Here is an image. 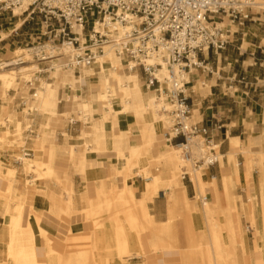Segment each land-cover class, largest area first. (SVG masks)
<instances>
[{"label":"bare ground","instance_id":"bare-ground-1","mask_svg":"<svg viewBox=\"0 0 264 264\" xmlns=\"http://www.w3.org/2000/svg\"><path fill=\"white\" fill-rule=\"evenodd\" d=\"M27 2L26 0L23 6L14 8V14L26 8ZM252 6L264 7V0H253ZM23 23L24 19L21 18L11 28L4 29L0 25V42L19 29ZM79 37L83 46L88 44V37L84 35ZM46 48L54 57L53 65L48 70H52L56 85L43 82L46 88L45 94L42 95L43 92H41L39 95L36 92L31 96H42L41 108L56 112L59 101L56 99L55 86H77L85 77L96 79L100 85L99 90L89 93L87 99H81L76 108L80 113L86 110L96 112L97 104H102L100 115L93 117L90 129L82 130L78 137L93 134L95 143L92 150L106 146L110 150V154L105 159L108 166L115 173L122 174L125 179L135 174L134 176L142 181V191L136 197L133 189L125 182L123 193L130 205L115 203L107 198L113 195V189H105L101 175L95 174V179L100 181L98 188L100 200L91 203L88 210H75L72 205L74 193L72 186L67 189L64 200L54 195L46 199V190L36 191L31 200L35 203V209L41 213L34 214V231L30 217L25 213V203L18 202L14 180L10 178L7 187L0 188V264H132L129 261L132 257L143 256L139 244L141 233L153 232L155 226H160L157 232L166 239L165 245L160 249L178 250L181 264H241L238 237L246 230L241 219L245 217L253 225L255 234L259 238L264 237V165L262 164L259 168V186L263 203L262 208L259 209L260 227H257L256 194L253 193L248 198L252 202V208L249 211L245 199L233 194L235 186L233 178L222 177V190H218L216 179L209 173L206 165L190 168L191 170L187 173L197 193L214 187L216 201L197 202L200 194L193 197L187 196L186 186L182 182V173H180L181 168L188 161L179 156L177 148L166 139L165 142L161 141L155 145V140L160 139V130L165 125H169L171 119L167 114L159 111L160 106L156 96L147 95L143 90L134 62L125 54L116 52L113 44L106 43L103 46V52L97 54L89 66L78 68V74L74 75L72 68H66L70 71H63L64 67L60 62V59L72 50L71 46L63 44L50 47L47 45ZM31 50V47L28 49L19 47L15 49L14 52L17 55H14L11 61L0 62L2 88L9 89L14 86L18 75L28 82L31 81V72L44 70L39 69L40 63L33 58ZM161 50L164 49L161 48ZM190 58L197 61L195 54L193 56L191 54ZM55 61H59L60 65ZM147 62L162 64L158 70L161 80L168 75V67L160 57L151 56ZM118 68L124 72H117ZM166 84H168L167 81ZM192 111L195 116L200 117L197 108ZM115 127L118 128L116 133ZM133 132L136 134L134 140L130 139ZM66 135L69 136L67 132ZM213 148L216 149L217 145L207 147L206 150ZM67 153L74 159V165L83 170L85 153H78L70 146L67 148ZM242 153L249 162L248 148L243 146ZM120 155L121 159H119ZM22 158L26 160L25 168L27 169L32 168L31 162H35L44 166V173L47 175L56 172L53 165L55 156L52 150L44 161L24 155L20 160ZM230 158L234 159V157ZM234 164L236 174L235 159ZM160 166L161 170L157 169V172L152 170L153 167ZM136 167L137 170H135ZM248 174L252 176L251 166H248ZM10 175L11 173L5 174L0 169L1 177ZM32 179L36 181L38 178L32 176ZM165 193H168L167 213L164 220L159 221L152 209L153 202L156 195ZM43 211L49 213L48 223L55 226L60 224L62 214L70 216L83 214V218L92 219L96 229L92 250L69 254L52 250L51 240L42 226V220L46 218ZM100 213H103L102 219H98ZM160 222L163 226L159 225ZM100 233L101 236L98 235ZM39 237H44L46 240L47 262H40L36 257L35 247Z\"/></svg>","mask_w":264,"mask_h":264},{"label":"built area","instance_id":"built-area-1","mask_svg":"<svg viewBox=\"0 0 264 264\" xmlns=\"http://www.w3.org/2000/svg\"><path fill=\"white\" fill-rule=\"evenodd\" d=\"M25 1L0 0V12L14 14V8L23 6ZM27 1L26 8L19 15L25 16L26 21L38 14L44 28L43 35L46 36L45 41H38L31 47L34 58L48 65L39 73L48 71L53 65L54 57L48 52L47 45L71 46L72 50L60 62L64 68L77 70L89 66L97 54L103 52L106 43L113 44L116 52L125 54L141 68L145 88L154 92L159 111L171 119L164 137L177 148L181 157L188 161L191 168L210 166L218 161L214 148L206 150L214 146L207 126L192 118L187 84L192 68H199L202 61L198 57L197 61H193L190 56L203 50L224 48L227 38L222 37L217 20L222 16L232 20L248 18L253 0ZM81 35L88 37L85 46L81 44ZM151 56L165 61L168 75L163 80L158 75L162 64L147 62ZM28 82L31 86V81ZM63 101L69 103L70 99L68 96L61 97L59 103ZM26 104L21 98V110ZM35 111L29 110L27 116L31 117ZM31 120L23 124L25 140L32 135ZM67 124L72 129L76 124L81 125V121L70 117ZM21 153L27 157L32 154L25 148L21 149ZM14 162L21 163V160L15 158ZM181 176L182 180L187 178L190 181L186 170ZM201 200L206 201L207 197L203 196Z\"/></svg>","mask_w":264,"mask_h":264},{"label":"crops","instance_id":"crops-1","mask_svg":"<svg viewBox=\"0 0 264 264\" xmlns=\"http://www.w3.org/2000/svg\"><path fill=\"white\" fill-rule=\"evenodd\" d=\"M251 28L250 25L241 26L239 23L234 31V34H239L234 38L235 40L228 38L224 48L207 51V55H204L201 60V67L191 72L189 77L188 102L191 104V110L198 109L200 118L197 121L207 126L213 145H217L221 156V161L218 159L213 165L207 166L209 173L216 179L217 189L222 190V177H232L235 185L233 194L245 199L249 211L252 208V202L248 198L255 193L257 227H260L259 209L262 208L263 203L259 186V168L262 164L264 165V161L262 162L264 156L262 144L264 143V24H260L257 29L254 28L255 32L243 31V29ZM19 29L13 32L17 34ZM245 44L249 46L243 48ZM1 48L4 49L5 44L1 45ZM212 52L217 56H212L210 59ZM206 82L209 83L208 87L205 85ZM195 86L198 92L193 88ZM18 93L19 91L15 95L18 96ZM15 95L9 93L11 99L7 100H2L0 97L1 115L8 116L14 109L13 112L19 113L21 98L16 99ZM66 96L71 99L72 91H63L60 97ZM59 104L63 109L69 106L64 101ZM80 127L81 125L76 124L71 129L66 124V132L72 138H76L80 133ZM69 141L63 134L57 135L52 139V145L43 146L41 156L47 157L51 150L54 152V167L67 171L71 180L68 188L72 186L74 191L73 207L75 210H88L91 203L100 200L99 185H96L94 180H84L83 176L73 171L67 155ZM32 144L31 139L27 141V145ZM243 146L248 148L249 162L242 153ZM2 153L5 158L10 159L8 151ZM33 157L32 153L31 158ZM230 157H234L237 163L236 174L234 159ZM248 166H251L252 176L248 174ZM90 175V172H87V177ZM35 182H39V179ZM7 185V181L0 180L1 189H5ZM132 189L135 194H140L142 191L139 185H134ZM206 197L207 200L216 201L214 187H209ZM241 222L246 227L245 232L238 237L241 264H264V237L259 238L255 234V229L247 224L245 217L241 219ZM42 226L51 240L52 250L57 253L69 254L90 251L93 248L95 224L92 219L83 218V214L72 217L62 214L58 226ZM159 227L155 226L153 232L141 233L139 244L143 256L132 257L129 260L130 263L181 264L178 250L160 249L165 245L166 239L157 232ZM35 252L37 260L47 262V245L44 237H39Z\"/></svg>","mask_w":264,"mask_h":264},{"label":"rangeland","instance_id":"rangeland-1","mask_svg":"<svg viewBox=\"0 0 264 264\" xmlns=\"http://www.w3.org/2000/svg\"><path fill=\"white\" fill-rule=\"evenodd\" d=\"M249 17L248 18H237L235 20H232L231 18H228L227 16H222L221 19L217 20V23L219 27L222 29V37L227 38V41L232 38L237 37V34H234V31L238 28L239 23H241V26L243 25H250L252 27L250 30L243 29L244 32L250 31L255 32V29H257L260 24H264V7L262 6H252L249 10ZM25 16L17 14H12L10 11L6 12H0V25H2V28H11L15 22H17L19 19H24ZM33 19L26 20L20 27V29L17 31V34L15 32L12 33V35H9L8 38H6L3 42L0 43V62L3 61H11L14 58V55H17L15 53V49L21 48V49H28L32 47L33 45L37 44L38 41H45L46 36L43 35L44 28L41 24V17L38 14L33 15ZM215 20V19H214ZM11 23V24H6ZM252 23V25H251ZM255 28V29H254ZM254 34V33H253ZM229 38V39H228ZM15 41V42H12ZM236 43L235 41H233ZM8 43V44H7ZM5 44V48L2 49L1 45ZM247 44L243 46V48H246ZM228 48V47H227ZM226 48V50H227ZM214 50V49H212ZM225 50V51H226ZM4 51V53H2ZM210 51V50H209ZM233 53V52H231ZM31 55L33 56V52L31 50ZM207 55V51L203 50L201 52H198L196 57H198L199 60L203 59V56ZM212 56H217L216 53L212 52L210 53L209 58L212 59ZM34 58V56H33ZM35 59V58H34ZM38 62V61H37ZM59 62V61H55ZM40 63V62H39ZM53 64V63H52ZM60 65V62L58 63ZM48 65H45L44 62L39 64V69H45ZM201 67V65H200ZM125 67H123L124 69ZM62 69V68H60ZM118 68L117 72L123 73L124 70H119ZM63 71H70L66 68L62 69ZM137 70L139 72V78L141 81V85L143 90L147 95H155L152 90H147L145 88L144 84V74L140 67H137ZM196 68H194L191 72H194ZM74 75L78 74V70L74 69L72 70ZM33 74V75H32ZM191 73L189 74L190 77ZM37 78V79H36ZM31 86L29 82H26L25 78H20V75L16 76V83L14 86H12L9 89H4L0 85V97L2 100L11 99L9 97V93H13V95L16 94L17 91H19L18 96H16V99L23 98L27 102L26 107L24 110H21V106L19 109V113L11 111V113L8 116H3L0 114V169L5 173L9 174L10 176L1 177L0 180H5L9 183V179L13 178V184L16 192L18 193V202L20 203L23 201L25 203V213L29 215L32 229L35 231V219L34 214L41 213L40 211H37L35 209V203H32V197L33 194L36 191H43L46 190V199L50 195H54L55 197L64 200V197L67 195V189L69 184L71 183V180L67 174V171H62L57 168H55L56 172L52 175H47L44 173V166L38 165L35 162H31L32 168H25L26 160L22 158L21 163H15V158H21L22 153L21 149L25 148L27 151H30L33 153L34 158H37L38 160L44 161L47 159L46 156H41V150L43 149V146L45 144H51V141L53 138H55L59 134H63L64 137L69 141V146L71 148L77 149L78 153H85V159H84V169H80V167L74 165V159L70 157L67 153V155L70 157V165L73 167V171L76 173H79L81 176H83V179L87 181L94 180L96 185L100 184V181L95 179V174L101 175V180L104 181L105 189L111 190L113 189V195H109L108 200L115 201V203L130 205L128 202L127 197L124 196V187L125 182H127L130 187L132 188L134 185H139L142 187V181L139 177L134 176L135 174H132L127 179L124 178L122 174L115 173L105 162L106 157L110 154V150L106 146H100L98 150H92V147L94 146L93 134H90L87 136L85 134L84 136H79L76 138H72L70 135H66V124L67 120L70 117H73L75 119H78L81 121V127H80V133L82 130L90 129L92 123H93V117H98L100 115V110L102 108V104H97V111L96 112H81L78 111L76 108L77 103L81 99H87V96L89 93L96 92L99 90L100 85L97 83L96 79H90V78H82L80 81V84L75 85H57L56 87V99L59 101L61 98V93L64 92H71L72 91V97L70 99V102L68 103L69 106L67 108H62L61 104L59 102L57 103V109L56 112H50L46 111L43 108H41V100L42 96L32 97L31 94L35 91L38 92L39 95L45 94L46 88L43 86V82H51L54 85H56V78L53 75L52 70H48L46 72L39 73L37 71L31 72ZM208 82L205 83V85L208 87ZM189 86V82L187 84V87ZM43 87V88H42ZM31 88L35 90H31ZM196 92H198V88L193 87ZM12 91V92H11ZM21 96V97H20ZM20 101V99H19ZM20 103V102H19ZM36 109L35 112H32V116L28 117L27 112L29 110ZM63 113V114H59ZM192 118L197 121L200 117H197L194 115L193 111ZM32 122V135L28 139H31V142L33 144L31 146L27 145V141L23 137V131L24 123H29V120ZM7 120V121H6ZM168 124L165 125L160 130V139L155 140V145L165 142L164 133L166 132L168 128ZM118 131V128H114V132L116 133ZM130 139L134 140L136 139V134L133 132L130 136ZM52 145V144H51ZM29 146V147H28ZM73 146V147H72ZM53 147V146H51ZM3 151L9 152L10 159H7L3 156ZM96 151V152H95ZM214 152L218 159L221 161V156L219 155V152L216 149H214ZM179 154V153H178ZM179 156H181L179 154ZM122 156H119V159H121ZM55 159V158H54ZM54 161V160H53ZM191 165L186 162L183 167L180 170V173H182L183 170L190 171ZM138 168L136 167L135 170ZM157 169L161 170L162 167L152 168L154 172H157ZM134 170V171H135ZM28 172H31V174H28ZM87 172H90V177H87ZM34 174V175H33ZM33 177H37L39 179V182H35ZM182 182L186 186L187 196L193 197L196 194H200V198L197 199V202L201 201V198L203 196H208L209 188L206 190L201 191L200 193H197V190L194 189L193 185L190 183V181L186 178L182 180ZM134 184V185H133ZM135 196H139V194H135ZM168 199V193L165 194H159L156 195L153 202V211L156 214V217L159 221L164 220L167 213V200ZM17 203V202H16ZM34 207V208H33ZM43 215L46 216L42 220V225H48V226H55L54 224L48 223L47 219L49 218V213L47 211H43ZM67 215V214H65ZM70 216V215H67ZM72 217V216H71ZM103 213H100L98 215V219H102ZM73 220H71L72 222ZM247 224L251 227L253 225L246 220ZM59 225V224H58ZM57 225V226H58ZM161 226L162 222H160ZM246 228V227H245ZM179 253V251H178ZM180 255V253H179Z\"/></svg>","mask_w":264,"mask_h":264}]
</instances>
